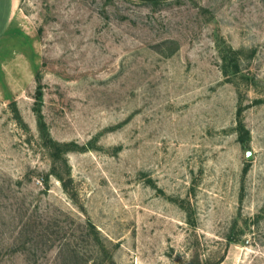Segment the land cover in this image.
<instances>
[{
	"label": "rangeland",
	"instance_id": "obj_1",
	"mask_svg": "<svg viewBox=\"0 0 264 264\" xmlns=\"http://www.w3.org/2000/svg\"><path fill=\"white\" fill-rule=\"evenodd\" d=\"M9 8L0 241L25 198L102 264H264V0H21L16 39Z\"/></svg>",
	"mask_w": 264,
	"mask_h": 264
},
{
	"label": "trees",
	"instance_id": "obj_2",
	"mask_svg": "<svg viewBox=\"0 0 264 264\" xmlns=\"http://www.w3.org/2000/svg\"><path fill=\"white\" fill-rule=\"evenodd\" d=\"M145 4L159 3L160 0H139ZM166 42H175L174 40ZM163 45V44H162ZM172 50L169 52V54ZM37 98L41 96V85L36 91ZM42 181H45L42 179ZM14 205V204H13ZM9 214V230L3 233L0 241V264H7L15 255H23L25 264H102L98 255H85L81 252L80 244L91 243V232L98 233L92 223H88L89 230L82 225L80 234L77 235L76 228L68 225L57 216H50L49 210L44 211L38 205L31 208V202L25 198ZM7 224V223H6ZM100 241V240H99ZM107 262L112 261V254L106 249L104 241L101 245ZM55 248L53 258L49 257V251ZM49 259H51L49 261Z\"/></svg>",
	"mask_w": 264,
	"mask_h": 264
},
{
	"label": "crops",
	"instance_id": "obj_3",
	"mask_svg": "<svg viewBox=\"0 0 264 264\" xmlns=\"http://www.w3.org/2000/svg\"><path fill=\"white\" fill-rule=\"evenodd\" d=\"M20 3L21 0H9V32L6 34L11 37V39H16L20 37V28L18 27L19 16H20Z\"/></svg>",
	"mask_w": 264,
	"mask_h": 264
}]
</instances>
